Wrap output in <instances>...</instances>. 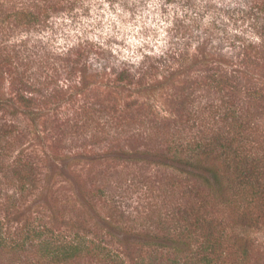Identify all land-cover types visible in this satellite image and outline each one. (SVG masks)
<instances>
[{"label":"rangeland","instance_id":"374dc122","mask_svg":"<svg viewBox=\"0 0 264 264\" xmlns=\"http://www.w3.org/2000/svg\"><path fill=\"white\" fill-rule=\"evenodd\" d=\"M249 1L195 0L185 18L177 15L186 7L167 0H0V97L11 100L0 105V124L9 129V154L1 158L35 161L42 189L28 195L22 221L11 219L8 228L39 217L62 239L75 221L87 240L118 256L90 253L60 264H138L142 244L129 228L140 227L148 191L170 170L120 150L158 148L168 133L191 137L205 125L225 130L230 105L264 144V99L246 93L264 91V24L228 12ZM206 4L214 5L203 11ZM202 34L222 55L179 60L174 53L185 43L201 57L193 44ZM235 36L251 45L235 51ZM160 52L170 53L167 65L152 66ZM216 68L241 70L234 91L196 83ZM256 244L249 264H264L263 243ZM37 257L2 252L0 264H58Z\"/></svg>","mask_w":264,"mask_h":264},{"label":"trees","instance_id":"16d2710c","mask_svg":"<svg viewBox=\"0 0 264 264\" xmlns=\"http://www.w3.org/2000/svg\"><path fill=\"white\" fill-rule=\"evenodd\" d=\"M167 1L186 7L177 16L186 18L195 12V0ZM212 5L206 4L201 9L213 8ZM244 5L228 12L251 16L255 27L264 24V1L250 0ZM237 37L231 45L241 53L251 44L246 38ZM193 45L201 57L193 52L191 55L187 43L178 46L174 54L179 60L190 59L191 65L222 55L215 46H209L205 34L198 36ZM169 54L152 55V66L167 65ZM238 71L241 70L228 73L224 68H216L205 76L209 82L204 78L196 83L202 82L219 92L234 91L237 86L232 80ZM246 90L252 98L264 99V91ZM10 101L0 97L1 106ZM243 114L230 105L224 112V117L230 118L225 130L205 125L199 134L191 137L180 131L168 133L166 142L158 148L117 153L139 161L150 160L170 170L156 192L148 191L152 196L148 195L147 215L139 216L143 218L140 227L129 228L130 234L142 244L138 264H249L254 259L255 246L259 245L256 243L264 246V144L258 141L254 130L250 131L249 121ZM8 131L6 122L0 124V209L5 212L3 215L0 210V253L37 252V259L58 264L90 253H104L111 259L118 256V252L105 244L87 240L84 233L74 229L79 227L75 221L70 227V237L62 239L58 234L53 236L54 230L39 217L16 227L14 232L8 228L11 219L17 217V221H22L19 217L30 205L28 195L36 196V191H42L38 183L41 171L35 161L17 157L7 162L1 158L9 154L5 138ZM104 192L103 187L97 190L99 196ZM36 239H39L37 245L26 247L27 240Z\"/></svg>","mask_w":264,"mask_h":264}]
</instances>
